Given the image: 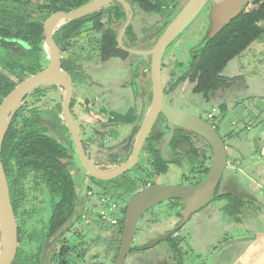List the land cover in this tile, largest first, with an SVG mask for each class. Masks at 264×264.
I'll use <instances>...</instances> for the list:
<instances>
[{
  "label": "trees",
  "instance_id": "1",
  "mask_svg": "<svg viewBox=\"0 0 264 264\" xmlns=\"http://www.w3.org/2000/svg\"><path fill=\"white\" fill-rule=\"evenodd\" d=\"M89 1L0 0V45L6 50L1 57V67L11 74H16L19 83L27 79V75L31 76L43 70L49 62L48 49L43 34V23L53 13L59 11L69 12L85 5ZM126 1L132 8L133 18L136 8L146 13L158 15L161 18L160 25L155 31H152L150 48L183 7L180 6L181 0ZM126 18L127 15L123 7L118 2H114L110 7L102 8L79 19L61 22L55 29L53 37L62 54L70 40L81 37L87 32H92L99 35L90 40L95 42L99 54L104 59L125 57L127 53L119 49L117 36ZM261 22H264V0H249L248 5L233 20L227 23L215 37L204 39V35L200 42L188 51L189 59L186 68L171 82L168 89L164 88L165 94L172 92L187 80L194 83L193 93L204 97H207L214 90L229 87L235 79L222 77L221 73L229 61L240 55L252 42L264 35V27L260 25ZM188 28L176 40L183 36ZM124 39L136 41L132 23L126 30L123 36ZM123 43L127 47V44ZM169 48L164 53L162 68L164 67V58ZM70 65V62L62 60V69L69 74ZM179 66L183 67L181 64ZM148 70H150L149 66ZM71 77L74 81L73 76ZM15 87L16 84L11 83L7 77L0 74V104L2 99ZM40 90L41 88L36 89L30 96L39 93ZM35 118L36 114L34 112H30L29 115L23 114L22 105L19 106L3 141L1 162L6 174L16 221V200L13 195L21 196L22 191L17 186L20 181L27 178L29 173L36 174L40 180L41 188L45 189L51 196L57 197L58 200L53 206L52 214L47 224L44 243L58 236L62 230L70 227L76 213L77 188L70 169L64 166L67 159L66 147L61 142L49 137L46 130L35 123ZM163 121L164 124L158 125V128H155L157 122L155 123L143 146L145 148L144 151L148 155L147 165L151 167L154 175L165 174L170 164L181 167L182 164L179 161L181 153L178 148L189 145L191 152L187 154V159L190 172L193 174L199 171L201 175L199 180L189 184L193 185L201 182L209 170L206 162L211 159V148L205 143L206 148L210 150V157L208 158L205 149L197 151L191 145L188 133L193 134L192 132L177 128L168 144L172 159L169 161L164 160L161 156L160 146L163 136L167 132V125L165 119ZM18 122L19 124L17 125ZM215 131L217 132L216 129ZM138 168L140 169V167ZM12 176H14L13 179H11ZM121 177L125 179L124 186L131 193L140 189L138 180H131L126 174ZM12 186H15V188ZM144 187H146V183L142 185V188ZM222 200L228 201L236 211L241 206L240 199L231 194L218 195L217 189L212 202ZM165 203L169 210L178 209L176 216L180 219L178 200H171ZM124 214L125 209L117 225L120 228V236H122ZM17 233L18 244L22 242V248L18 247L15 259L21 261V256L25 251L23 245H30L33 241L29 237H22L18 226ZM1 242L0 231V244ZM165 242L170 245L176 257L181 259L176 240L170 237ZM42 248L43 246L40 245L37 251L36 249H30L29 251L30 255H35L36 264H40ZM139 251V246H132L128 254ZM65 254L66 249L61 248L56 258L58 264H67L63 259ZM30 263L33 264L32 262Z\"/></svg>",
  "mask_w": 264,
  "mask_h": 264
},
{
  "label": "crops",
  "instance_id": "2",
  "mask_svg": "<svg viewBox=\"0 0 264 264\" xmlns=\"http://www.w3.org/2000/svg\"><path fill=\"white\" fill-rule=\"evenodd\" d=\"M263 39L264 35L256 40L255 47L251 46L256 41L227 63L221 76L235 80L227 88L210 92L205 102L215 110L213 115L223 112L231 117L215 126L225 143L228 160L220 182L224 189L220 195L231 194L241 201L237 211L228 201L222 200L211 202L191 217L190 222L197 220L196 223L207 228L201 241L198 237L193 240L190 233L185 236L194 251L207 252L209 264H264V50L260 49ZM123 42L127 44L126 39ZM127 47L130 46L127 44ZM78 59L80 66L87 64L85 73L73 84L85 85L90 97L81 103L78 119L74 117V120L86 153L90 160L93 159L91 162L97 169L109 171L132 154L151 101V78L147 83L148 69L140 66L144 58L132 54L104 59L98 52L94 58L80 55ZM74 69L71 63V75L75 74ZM111 90L118 92L119 100H106ZM106 110L110 115L107 123L101 118ZM54 139L62 143V139ZM111 230L114 261L121 236L119 226Z\"/></svg>",
  "mask_w": 264,
  "mask_h": 264
},
{
  "label": "rangeland",
  "instance_id": "3",
  "mask_svg": "<svg viewBox=\"0 0 264 264\" xmlns=\"http://www.w3.org/2000/svg\"><path fill=\"white\" fill-rule=\"evenodd\" d=\"M186 0H181L180 6L185 4ZM208 9L201 14V16L188 28V30L176 40L169 48L165 58L163 73V84L164 88L168 89L171 82L177 78V76L186 68V58L188 57V51L197 45L206 33L209 20H208ZM161 18L158 15L146 13L142 10L135 9L134 18L132 19V29L136 37V41L126 39L127 44L132 46L131 48L148 50L151 46V34L160 25ZM264 27V24L260 23ZM99 35L87 32L81 37L73 38L69 41L65 51L61 54L62 60L68 61L73 64L74 80L82 77L85 64L80 66L78 62V56L94 58L98 51L95 42L90 39H94ZM264 41V39H263ZM258 41L255 42L251 47H255ZM261 50H264V42L261 43ZM6 52L5 48L0 45V61L3 54ZM77 63V64H76ZM79 63V64H78ZM183 63L185 66L180 67L179 64ZM150 65V57H144V62L140 63L141 67ZM111 68V67H110ZM114 70V69H113ZM111 71V70H110ZM114 72V71H113ZM0 74L7 77L11 83L19 84L16 74H11L4 70L0 65ZM30 75H27L29 77ZM149 71H146L147 83L149 79ZM194 83L189 80L175 88L172 92L167 93L165 96V102L175 109L185 111L194 114L204 121L215 127L220 121H229L231 118L229 114L223 112H217L214 118L209 119L207 115L214 113V109L210 107V104L206 105L205 102L209 100V95L204 97L200 94H194L192 89ZM85 85L79 84L78 82L73 84V98L71 102V112L77 120V112L81 108V103L88 99L90 96L87 93ZM195 96H194V95ZM148 96V95H147ZM93 97V96H91ZM63 98V90L54 85H47L41 88L39 93L29 95L22 102L23 114L29 115L30 112L36 114L35 123L43 127L46 133L51 138L62 139L63 145L67 148L71 147L70 136L67 128L63 127L61 118V102ZM106 100H119L118 92L111 90V95ZM149 96L147 97V102ZM214 110V111H213ZM109 111H103L102 120L108 122L110 115ZM77 122V121H76ZM19 122L17 123V125ZM163 124V120L159 119L155 128L158 125ZM219 132V131H218ZM191 139V145L197 151L206 150L207 157H210V150L206 148L205 142L193 136ZM142 148L138 163L126 173L130 178L139 181L140 189L144 183L152 185H188L191 182H195L200 179L201 175L199 171L191 174L187 154L191 152L189 145L180 146L178 148L181 156L179 161L182 166L177 167L173 164L168 165L165 174L154 175L153 170L146 163L148 159L147 153ZM88 151V150H87ZM67 160L72 163L71 174L74 176L75 182L82 186L89 187L94 196L85 200L86 209L92 204L97 202L96 196L101 193L121 195L125 192H129L124 186L125 179L120 176L110 181H98L87 175L85 170L81 167L78 162L73 150H68ZM89 154V151H88ZM93 162V159L91 158ZM210 160H207L206 166L209 167ZM140 167V169L138 168ZM80 171L77 175L76 170ZM14 176L11 177L13 179ZM189 180V181H187ZM142 183V184H141ZM218 187V195L223 192V188ZM15 188V186H12ZM21 190V196L14 194L13 198L16 200V211H17V226L21 230L22 237H29L33 242L30 245L24 244L23 249L25 250L22 254L21 261L16 260L13 264H36L35 255H30V249L36 251L43 243L47 231V224L52 214L54 204L57 202L56 196H51L45 189L41 188L40 180L34 173H29L27 178L20 181L17 186ZM139 189V190H140ZM138 190V191H139ZM129 193L130 198L137 193ZM85 194L83 193V196ZM14 204V207H15ZM215 205L211 206L213 209ZM223 208V206H220ZM209 209V208H208ZM178 209L169 210L166 203L153 207L151 210L146 212L137 222L135 234L132 241V246H143L148 243L149 240L163 235L173 227H175L180 219L176 216ZM208 211V210H207ZM86 215L89 216L87 212ZM81 216V215H80ZM84 220V219H83ZM81 217L80 220L74 222L71 229H65L60 235H58L57 242L54 243L48 251V255L45 259V264H58L56 258L61 248L66 249V254L63 259L67 264H112L113 258L111 256V248L113 245V228L101 227L95 224H88L84 222ZM193 222L185 224L181 232L175 234L173 237L177 242V247L180 251L181 259H178L170 248V245L166 242L159 243L155 248L134 252L126 258V264H209V258L207 252L199 254L194 251V248L189 243L186 234L190 233L193 236V240L198 237L200 239L203 232L206 231L207 226L199 225ZM195 227H197L195 229ZM1 246V244H0ZM18 247L22 248V242L18 244ZM199 248L203 246L200 243ZM1 250V249H0ZM41 254V253H40ZM21 262V263H20Z\"/></svg>",
  "mask_w": 264,
  "mask_h": 264
},
{
  "label": "water",
  "instance_id": "4",
  "mask_svg": "<svg viewBox=\"0 0 264 264\" xmlns=\"http://www.w3.org/2000/svg\"><path fill=\"white\" fill-rule=\"evenodd\" d=\"M117 1L126 12V21L117 36L119 49L138 57H150L151 101L145 118L137 133L131 156L120 166L109 171L97 169L90 161L84 148L79 130L71 112L73 98V80L68 72L62 69V55L56 44L53 33L63 21L79 19L96 12L110 3ZM249 0H187L177 15L166 26L155 44L148 50L128 48L123 43V36L133 19V11L126 0H90L85 5L69 12L59 11L49 16L43 23L44 40L48 49L49 62L40 72L29 76L2 99L0 104V231L1 251L0 264H13L18 249L17 221L12 207L9 186L1 162L3 141L17 109L22 102L36 89L54 85L63 90L61 117L66 126L79 163L87 175L98 181H110L130 171L139 160L141 150L158 118L162 115L166 121L167 132L160 146L164 160H171L172 153L168 144L177 128L190 131L200 137L212 150L209 170L205 178L193 185H148L135 193L126 204L122 223V236L117 255L112 264H124L132 247V241L138 220L153 207L171 200H178L180 221L168 232L153 238L140 247L146 251L165 242L180 231L193 215L202 211L212 202L223 173L228 166L225 143L214 127L202 118L173 108L165 102L162 61L164 53L191 24L198 18L204 7L211 3L209 24L204 36L215 37L223 27L233 20ZM51 243L45 242L40 255V264L45 258Z\"/></svg>",
  "mask_w": 264,
  "mask_h": 264
},
{
  "label": "built area",
  "instance_id": "5",
  "mask_svg": "<svg viewBox=\"0 0 264 264\" xmlns=\"http://www.w3.org/2000/svg\"><path fill=\"white\" fill-rule=\"evenodd\" d=\"M214 111V110H213ZM213 114L209 113L207 117L213 118ZM148 185H150L148 183ZM147 185V186H148ZM94 193L90 188L86 189V197L92 198ZM129 193L125 192L121 195H112L101 193L96 196L97 202L92 204L88 209L83 206L81 219L88 224H95L101 227H116L119 219L122 217L123 210L126 208V201ZM89 213V216L86 213Z\"/></svg>",
  "mask_w": 264,
  "mask_h": 264
},
{
  "label": "flooded vegetation",
  "instance_id": "6",
  "mask_svg": "<svg viewBox=\"0 0 264 264\" xmlns=\"http://www.w3.org/2000/svg\"><path fill=\"white\" fill-rule=\"evenodd\" d=\"M114 2H117V1H114ZM114 2H112V3H110L109 5H107L106 7H110ZM119 3V2H118ZM120 4V3H119ZM121 5V4H120ZM105 8V7H104ZM245 8V7H244ZM208 9V11L210 12V9H211V3H208L205 7H204V9L202 10V14L206 11ZM200 16H201V14H200ZM200 16H198V18L200 17ZM197 18V19H198ZM196 19V20H197ZM195 20V21H196ZM208 20H209V13H208ZM194 21V22H195ZM193 22V23H194ZM132 23V22H131ZM193 25V24H192ZM191 25V26H192ZM190 26V27H191ZM129 48V47H128ZM130 48H131V46H130ZM132 49H134V48H132ZM188 59H189V56L186 58V65H187V62H188ZM181 65H183V67L185 66L183 63H180ZM179 64V65H180ZM181 67V66H180ZM181 73H182V71H181ZM180 73V74H181ZM73 115V114H72ZM74 117V116H73ZM159 119H162V120H164V117L162 116V115H159L158 116V118H157V120H156V122H158V120ZM155 122V123H156ZM163 124H164V121H163ZM155 125V124H154ZM188 136H189V138H191V137H193V136H196V135H193V134H190V133H188ZM71 139V138H70ZM83 142V141H82ZM83 145H84V148L86 147L85 146V144L83 143ZM65 146V145H64ZM66 147V146H65ZM66 149H67V153H68V150H73V153L75 154V156H76V158H77V160H78V157H77V155H76V152H75V150H74V146H73V144H71V147L69 146L68 148L66 147ZM85 150H86V148H85ZM68 155V154H67ZM67 160V159H66ZM91 161V160H90ZM78 162H79V160H78ZM64 166L66 167V168H69V169H71L72 168V163L71 162H69V161H65V164H64ZM82 167V166H81ZM71 171V170H70ZM76 172H77V175H79L80 174V171L77 169L76 170ZM73 176V175H72ZM73 179H74V176H73ZM74 181H75V179H74ZM75 184H76V188H77V207H76V213H75V216H74V219L72 220V223H71V225H70V227H67L66 229H71V227H72V225L74 224V222H76V221H78V220H80V215H81V212H82V209H83V206H84V204H85V200L87 199V197H86V189H88L89 187H85V186H82L81 184H78V183H76L75 182ZM151 185V184H150ZM83 193L85 194L84 196H83ZM68 229V230H69ZM65 230V229H64ZM63 231V230H62ZM62 231H61V233H62ZM60 233V234H61ZM59 234V235H60ZM58 236H55V237H53V238H51V239H49L48 240V242H50L51 243V245H50V247L54 244V243H56L57 242V238ZM47 242V241H46ZM49 247V248H50ZM49 251V250H48Z\"/></svg>",
  "mask_w": 264,
  "mask_h": 264
}]
</instances>
